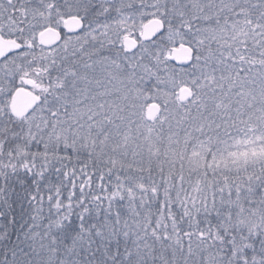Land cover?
Listing matches in <instances>:
<instances>
[{
  "label": "trees",
  "instance_id": "trees-1",
  "mask_svg": "<svg viewBox=\"0 0 264 264\" xmlns=\"http://www.w3.org/2000/svg\"><path fill=\"white\" fill-rule=\"evenodd\" d=\"M33 1L32 13L17 16L12 32L0 31L19 43L18 50L0 59V264H25L28 254L41 255L52 241L43 236L54 226L67 245L73 237L79 239L82 264H136L143 253L152 255L153 264L163 259L167 264H264V214L254 223L245 218L250 208L264 207V150L237 160L238 169L223 167L218 160L220 153H230L235 138L239 146L249 141L247 149L264 148V0H181L180 10L165 4L166 12L160 0L115 7L83 0L82 10L68 14L79 15L85 26L64 34L62 42L68 41L63 48L42 47L35 37L23 40L43 25L33 24L35 14L47 12L49 0ZM153 2L144 7L151 10L146 16H137L141 4ZM121 12L131 13V22L123 24ZM152 15L163 19L165 29L149 42L139 39L133 68L137 78L146 75L153 84L162 69L188 70L184 84L194 100L188 107L171 104V119L178 115L179 124L157 128L156 149L144 155L138 143L123 142L128 131L122 123L133 122L126 121L134 113L130 100L121 110L103 112L109 109L105 95L101 112H92L91 120L90 110L65 101L59 84L92 60L124 55L120 37L138 38L139 24ZM88 28L89 37L84 35ZM165 32L177 36L170 40ZM179 41L193 49L186 68L166 57ZM20 66L42 90L35 109L17 118L7 105L18 83L12 74ZM112 95L116 102L118 96ZM107 118L113 123L103 126ZM73 178L81 183L66 193ZM132 180L147 188L137 193L120 188ZM240 182L243 187L232 186ZM105 189L108 193H101ZM68 193L73 204L84 203L53 206ZM94 193L100 196L97 201L109 205H93ZM141 234L143 240L137 238Z\"/></svg>",
  "mask_w": 264,
  "mask_h": 264
},
{
  "label": "rangeland",
  "instance_id": "rangeland-1",
  "mask_svg": "<svg viewBox=\"0 0 264 264\" xmlns=\"http://www.w3.org/2000/svg\"><path fill=\"white\" fill-rule=\"evenodd\" d=\"M59 1H60V4H53L54 2H56V0H49L47 2L48 3L47 6L46 5L44 6L47 12L46 13L40 12L38 14L37 13L35 14L36 18L34 19L33 24L37 21V22L42 23L43 25L37 26V28L34 27L33 29H31L28 35H23V40L31 41L30 39L31 38L33 39V37H35L36 42L40 46H42L38 41V32L40 30L45 28V26H47L52 20L53 22H55L56 15H58L56 17L59 18V14L61 13H64V15L65 14L67 15L69 12L73 10H82L84 2L90 1V0H85V1L83 0H59ZM102 1H104L105 3H108L109 5L112 4V6L115 7L116 5L123 6L126 3H133V2L138 3L139 0H102ZM151 4L154 5V2L150 3L149 5L147 4V6H145V4H141V10H137V13H138L137 16H140V15L146 16L151 10L145 9L144 7H151L152 6ZM165 4L173 5V7L175 8L174 9L175 11H178L181 9V7H183V2L181 3V0H160V4H159L160 8L161 9L163 8L162 11L165 10V12L167 9ZM127 5L129 6L130 4H127ZM57 7H59V9H57ZM122 13L123 12H121V15H120L121 17L120 19L122 23L128 24L129 22H131V19H133L132 14L131 13L122 14ZM44 14H48V15L51 14V18ZM64 17L65 16H62L60 19H58L57 21H59V23H57L56 21L55 22L56 26L55 25L54 26L55 27L63 26ZM151 17L160 18L159 16H154V15H152ZM138 21L139 20H135V22H138ZM144 22L139 24L138 38L135 37V35L123 34L120 37V43L122 44V38L124 35H130L136 38L139 43L140 30ZM122 29L124 30V28ZM164 29H165V26H164ZM88 31H91V30L89 28L86 29L84 31V33L86 32L84 35L89 37ZM170 33L165 32L166 34V35L164 34L165 37L168 36V38L170 37L169 38L170 40H174L177 36L176 35L177 33L173 35L171 34V36L169 35ZM67 41L68 39L66 38V42L61 41V43H59L58 45L61 44L60 47L63 48V45L66 44ZM141 42H149V41L141 40ZM181 43L182 41H179L177 45ZM53 47L55 46H52L50 48H53ZM137 48H138V44L135 49H132L129 51L125 47H123L125 51L124 55L112 56L109 58L105 56V58L99 61L92 60L90 61L91 65L89 64V66L86 67L83 71L81 70V67H80L78 73H74L70 77L66 76L62 78L60 80L59 86L61 89H63L61 94L62 96H64L65 101H69L70 103L74 105H78L79 109H83L86 112L90 110V112L88 113V117L90 118H87V119H91V120L93 119V113L95 114V111L101 112V108H103L104 106V103L102 105V100L105 95L109 96L108 105H106V107L108 106L109 109H105L103 112L111 110V108L113 109V111L121 110L123 106H126V105L128 106V104L126 103L129 101H126V100H130L129 106L134 113L132 115H128L127 116L128 119H126V121H133V122L129 123V125L122 123V128L124 126L125 131H128V132H131L132 130L131 134L133 133L134 136L128 135L130 133L127 132V135H125V138H123L124 139L123 142L125 143L126 141L127 144L128 142H132V141H134V143H138L137 150L144 152V155H145L148 150L152 153L156 149L155 143H156L157 138H159V136H156L154 132L156 131L157 128H159L158 130H161V128H164L166 126L165 125L166 122L171 129L175 128V126L179 124L180 117L178 115L176 116V118L173 119V121L171 119V117L173 116V112L175 114V111L172 105L173 104L175 105L176 104L175 102H177L179 103L178 108L188 107L187 102L190 103V101L194 100V97H193L194 93L190 89L191 95L189 99H187L186 101H181L179 98L180 88H182L183 86H188L187 84H184V81L188 79V75H189L188 70H177L172 67H167V69L161 70L160 75L157 76V79L155 82H153V84H151V81L149 82V80H147L146 75L143 77V80L140 81L137 78L138 71H135L133 69L134 64L136 63L138 64V61H135L134 59L135 55H138L140 51V49L136 50ZM170 51L166 52L167 58H169L170 56ZM180 67L186 68L187 66H180ZM30 74H28V71L25 74L23 66H20L19 69L17 68L15 74H12L16 76V77L14 76L15 78L12 77L15 83L17 81L18 83H16L17 87L13 90V93H12L10 102H8L7 108L13 114V116L17 118H20L23 115H26L30 111L32 112V110L35 109V106H36L35 104H37L40 100L39 91H41L42 89L40 85L36 83L34 78L30 77L32 75ZM9 80L11 81L10 78ZM129 81H130V84H127L129 83ZM242 92H245V88H243ZM112 94H116L115 96H118L116 102L112 101V96H113ZM92 97H93V100H92ZM105 99L106 98L104 97V100ZM155 99L160 100V102ZM150 102H156L160 107V112L153 120H148L145 115L146 107ZM65 106L66 105H64L63 107ZM103 122H104L103 126L111 125V123H113L112 120L108 118L105 119ZM97 123L98 122L96 121L94 125H96ZM245 127L249 128L250 126L245 125ZM140 131L145 132L146 136L141 137ZM229 136L226 138L227 140ZM114 138L115 137L112 134V139ZM235 139L236 141L235 140L232 141L231 142L232 144L230 145V147L234 149L231 150L230 148L229 149L230 153L228 155L227 154L223 155L222 153H220L218 157V160L221 163H223L222 165L223 167L228 168L229 166H232L233 169H238L239 166L234 165V163L237 162V160L244 161L246 157L248 158L251 157V154H255L261 150H264V148L262 147L258 149L256 148L247 149V145H244V144H248L249 141L246 142L245 138H244V141L246 143L242 142L243 144L239 146L238 145L239 140L237 138ZM168 141L169 140H167V142ZM123 142H120V143L123 144ZM225 144H226L225 148L228 149L229 147L227 146V143ZM167 145L168 143H165V147ZM138 159H142V158H138ZM226 159H228V161H226ZM118 182H122V181L119 180ZM131 182L132 183H128L129 186H126L125 184L126 188L123 185H121L120 188L122 190H125L130 187L131 189L127 190L129 193L132 190H135L137 193V192L142 191L144 188H147V187H144V183L142 181L132 180ZM70 183H71V190L69 188V190H66V193L72 192L75 186V183H77L76 186H78V183H81V182L79 178H73ZM244 184H245L244 182H240L238 184H235V186L234 185L232 186L234 188L239 189L241 186L243 187ZM229 186L230 185L228 183L226 182L223 183V189L228 190ZM247 190L249 191L250 188L248 187ZM101 193H108V191H106L105 189ZM70 195L71 194L68 193L66 195V199L63 202H60V198L58 197L53 202V206L55 207V206L66 205V206L71 207V205H74L77 207V206H80L81 203H84V201L77 200V201H74L75 204H73ZM92 195H93V200H91V203L93 205H97V204L103 205V206L109 205L110 202H107V201L105 202L104 200L100 202L97 201V199L100 197L98 196L97 193H94ZM262 205H264V203ZM256 206L258 207L260 212L256 211ZM256 206L250 208V209H253V211L249 214V216H245V218L248 219L249 221L250 219H254L251 221V223H254L255 220H257V217L259 216L260 213L264 214V207L258 204ZM261 216H264V215H261ZM62 218L63 217L61 216L57 217V221L59 222V224L61 223V227L63 226V224H65L62 222L64 221V219ZM57 227L58 226H54V228L49 227L47 233L45 234V236H43V238L47 241L52 240L49 244H47V242L45 243V241L43 240L44 242L42 244L44 243L47 244L44 252L41 255L37 253L36 255L37 258L35 257L33 253L28 254L25 257L27 261L25 264H32L35 260L37 264H82V261L80 257L78 256L79 250H80L79 239L75 240L74 237L73 238L70 237L72 239L69 241L70 243H68L67 245L66 243H64L62 236H60V234L57 235L56 233ZM54 233H56V235ZM53 235L57 237L53 238ZM142 237L143 235L141 234L137 238H139V240H143ZM148 259L152 260L151 264H153L152 255L143 253L141 254V256L139 255V258H138V261H136L137 262L136 264H139L140 261H144L145 263H147ZM158 264H167V263H166V260L163 259L162 261H159Z\"/></svg>",
  "mask_w": 264,
  "mask_h": 264
},
{
  "label": "water",
  "instance_id": "water-1",
  "mask_svg": "<svg viewBox=\"0 0 264 264\" xmlns=\"http://www.w3.org/2000/svg\"><path fill=\"white\" fill-rule=\"evenodd\" d=\"M83 27V21L78 16H68L64 21V28L69 32H78ZM164 29V23L160 18L152 17L146 20L141 27L140 39L143 41H151L159 36ZM39 43L45 47H52L59 44L61 33L58 29L51 26L43 28L38 34ZM122 45L128 51L137 47V40L125 35L122 38ZM19 48V45L11 40L0 38V58L8 51ZM169 60L178 66H188L193 60V49L185 43H181L173 47L170 51ZM191 90L188 86H183L179 90V98L181 101H186L190 98ZM160 112V107L156 102H150L145 110V115L148 120H153Z\"/></svg>",
  "mask_w": 264,
  "mask_h": 264
},
{
  "label": "flooded vegetation",
  "instance_id": "flooded-vegetation-1",
  "mask_svg": "<svg viewBox=\"0 0 264 264\" xmlns=\"http://www.w3.org/2000/svg\"><path fill=\"white\" fill-rule=\"evenodd\" d=\"M33 4H34L33 0H0V31L3 30L4 32H12L16 28V22H15L16 19L15 18L17 16H29L32 13V11H33ZM72 15H75V16H78L79 18H81L79 15H76V14H73V13H70L68 15H66V14L64 15V13H61V14H59V18L56 17L58 15L55 16V18H56L55 22L58 19H60L62 16H65L64 17V21H65V19L68 16H72ZM81 20L83 21L82 18H81ZM64 21H63V26H60V27H55L56 26L55 22H54V24H48L47 26H45V27L51 26V27H53L55 29H58L60 31V33H61V41L63 40L64 34L68 35V34L77 33V32L66 31L65 28H64ZM57 23H59V21H57ZM83 26H84V21H83ZM0 38L5 39V40L14 41L15 43H17L19 45V43L16 42V40H12L10 38L2 36L1 34H0ZM61 41H60V43H61ZM137 44H138V40H137ZM17 49L18 48L13 49L11 51H8L0 59L5 58L7 55L12 54Z\"/></svg>",
  "mask_w": 264,
  "mask_h": 264
}]
</instances>
